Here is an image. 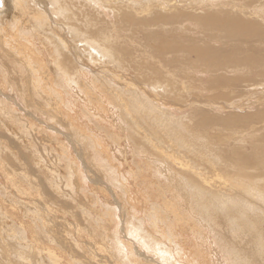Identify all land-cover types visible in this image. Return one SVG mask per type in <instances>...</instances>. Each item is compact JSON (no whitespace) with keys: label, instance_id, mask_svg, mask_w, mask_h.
<instances>
[{"label":"bare ground","instance_id":"1","mask_svg":"<svg viewBox=\"0 0 264 264\" xmlns=\"http://www.w3.org/2000/svg\"><path fill=\"white\" fill-rule=\"evenodd\" d=\"M205 2L218 5L221 1L206 0ZM256 2H259V0H256ZM87 3L89 6L83 0H0V4L3 6L2 10H0L1 52L9 58L15 57L22 63L24 62L32 73L36 74V76H34L36 78L32 79L33 83L39 84L40 86L42 84H44V86L47 85L46 87L47 89L49 88L50 93L55 95L56 99H61V102H58L56 99L53 100L54 109L59 114H65L61 107L62 104L65 105L66 102L65 100L62 101L63 96L69 93V89L73 91L77 90H74L72 85L69 84V81L75 84L90 102L93 103V101H95V104L98 105L100 102L95 95V91L103 90L101 87H109L111 89V93L118 98L120 105L123 107L122 117L124 123L132 125L134 121L136 124L135 126L140 130L136 133V136L141 134V137H143L142 142L135 143L134 140L136 138H134L133 135H135L134 131H136L137 128H133L132 126L133 129H128L130 133H128L127 136L130 135V138H127L126 135L124 136L125 133H123L126 128L124 129L118 126L121 130L117 129L118 131H113L107 124L103 126V124L99 122L102 120L100 118H98V121L96 120V122H94V125L97 129H100L110 137L113 143L118 147L123 145L122 143L126 141L131 144L129 139L131 140L132 138L134 141L133 144L136 147V152L139 155H146L144 164L135 163V169L128 165L124 167L127 171H123L124 168L120 170L119 167L113 166L110 161L115 174L120 175L122 171L128 184L129 178L132 177L134 180L136 179L140 182L142 186H148L149 184H146L144 180L145 175L142 174V171L147 172L150 170L154 177L157 176V182H155L152 187L159 192L161 202H154L152 207L149 205V216L145 215L142 217L140 223L141 226H145L148 220L154 225L155 228L153 230H144L146 232L148 231V237H150L148 239L152 238L162 243V239L159 236H163L164 239H171V241L177 244L175 239H180L184 243L186 241L185 233H191L195 237L200 236L203 244L209 247L211 245L209 244L207 232L211 227L214 231L216 243L223 250L225 264H264V155L261 153V145L258 143V145H255L256 141L254 140L252 152L249 154L242 148L244 145L241 147V145L244 144L242 142L245 141L242 139L240 142L242 144H236L235 151L227 152L221 150V148H216L218 153L213 150L209 151L210 148H208L207 140L201 139L206 143L201 142V140L199 141L200 133L195 132L189 127L186 124L187 121H184V117L177 118L174 111H165L166 104H170L172 107L175 106L180 112L182 110L181 108H185L182 104V100L179 98L182 97V95H179L178 98L173 95V91H177L175 87L177 84L175 82L177 76L174 77V73L168 70V65L175 62L177 56L175 57V55H172V59L167 60L168 55L177 52L179 49H185L192 52V55L196 59L207 60L209 62L207 67H209L210 70L214 68L217 72L221 70L220 61L224 55L223 51L212 46L210 42L199 44L195 40L189 38H186V41H181L182 37L176 33V30H179V26L183 28L185 22H189L191 25L197 23L203 30L211 31V33L205 32L211 39L220 37L223 30L219 27L229 28L239 33L245 32L244 34L247 35L250 29L240 27L243 25L244 19L249 20V27H252L254 30L261 27L258 22L251 21L254 19L251 18V14L262 19V16H264V7L246 9L245 13H236L235 11L233 13V10L239 6L229 5L231 11H229L228 14H223V12L216 10L215 14L207 12L205 14L193 15L189 12V8L194 10L195 7L193 4H201L203 3L202 1L87 0ZM188 4L189 7L186 6ZM186 7L188 9H186ZM108 9L112 10L114 18H111V15L107 13ZM63 26L69 27L72 33H68ZM130 30H133L135 33L141 31L147 34H154L153 45L149 46L152 50L151 54H148L146 50L143 51L131 36L123 40L122 44L117 42V40H122V32H128ZM184 30H186V28ZM65 33H67V36L76 44L71 42L70 39L65 36ZM37 42L42 43L44 47L46 46V51L47 53L49 52L51 58V62L49 63H54L56 65L55 67L46 65V62L42 60L43 58L40 56L41 51L37 47ZM73 44H75V46H73ZM131 46H133L134 51L139 54L138 57L140 61L130 59L131 55H135V52L132 53L130 50ZM211 50L214 51L213 55L210 52ZM248 51L252 52L249 57L242 61L233 60V63L236 66L257 67L259 61H261L259 59L261 55L253 50ZM144 52L150 56L149 58L151 61L146 57ZM227 53V58H231L234 54V50L227 51ZM108 55H111L114 60H118L119 63V67H116L117 70L112 71V75H117L118 79L122 81L125 80V82H120L116 78L112 79V76L106 78V75L102 76L98 73L100 72L99 68L94 67L107 64ZM142 56H144L147 61L145 65L141 63ZM32 73L30 74L32 75ZM195 73L197 74V72ZM129 76L132 78L129 79ZM247 81L250 80L245 76L228 77L226 74L221 75V73L216 76V82L219 83V87L221 88L229 86L232 89H237V87ZM30 85L32 86V83ZM187 85L189 86L190 84ZM255 85H257V83H255ZM262 85L264 86V84ZM59 87L66 88L67 90L63 92ZM259 87L262 86L260 85ZM259 87L257 88L259 89ZM123 88L127 89L124 90ZM163 88L165 89L163 90ZM42 89L44 90L45 87ZM159 90H163L161 91L163 94L157 93ZM184 90L185 88L183 87V91ZM103 91L101 92L104 94ZM233 92L235 93V91ZM103 94L99 93V96L101 95L103 97ZM185 94L186 92H183V99L186 97ZM223 96L232 97V95L228 94H223ZM105 100L107 99L105 98ZM1 103H3L2 100H0V106ZM82 103H84L83 100ZM111 103H113V101ZM2 107H4L5 110L7 109V111L10 110L7 104H2ZM69 107L67 109L71 110ZM100 107L101 108L97 107V109L103 111L105 117L110 118L111 116L109 114L107 115L105 111L106 108L102 109V105H100ZM188 107H191V105L189 104ZM76 108L78 107L76 106ZM205 111L206 113L208 112V110H204V113ZM75 112L78 113V111ZM125 112L128 117L124 115ZM136 112H138L137 114H139V117L141 116L139 122H137L134 117V113ZM258 114V118L264 122V111L258 112ZM66 115V117H64V115L59 120H61L64 125H69L73 129L74 134H77L79 138L87 137L86 131L75 124V122L78 121V116H75L76 121H74L70 114ZM146 116H150L156 121V126L161 128L164 135L167 132L172 133V140L169 139L167 141L170 144H160L159 138H155L157 139L155 140L152 138V134L147 133V131H149L148 129H150L149 123L146 124V126L149 127L148 129L143 127V122L147 121ZM129 117H133L131 123L128 121ZM136 117L138 118V116ZM150 117L148 118L151 119ZM141 119L143 120L141 121ZM198 122L204 127L208 122L207 115L205 114L196 121L197 124ZM197 124L195 128H198ZM90 133L93 140L97 139L95 145L100 146L101 142L99 138H101V136L96 135L93 131ZM64 137L70 144L73 143L77 156L73 151L68 152L71 151L70 144L65 139V142L61 143L60 141V143L57 144L58 148L62 151L59 152V158L57 159L60 162L66 161L68 164L66 168L69 170L63 169L62 171L59 167L53 166L51 172H48L52 176L49 183L47 182L50 184L48 185L50 186V190H52L53 193L59 192V189L65 186L68 191L74 193L75 189L82 187L81 190H83L84 186L81 184L87 179H90L93 182L102 184V187H100L101 192L98 194L97 198H92V205L90 204V206H87L85 204L86 207L82 205L80 211L77 210L78 212L72 210L74 217V221L72 222L66 215V212L74 208V203L73 205L68 204L65 201L68 197L65 200H62L63 198L59 199L53 196L49 190H46L44 193L51 196V198L45 199V196L41 194V187H45L46 189L48 186L42 179L39 180V186L41 187L39 188L40 191H38L37 196L45 199L44 202L46 204L44 205V211L49 215H53V218L48 219L38 209L32 210L31 208L28 210L33 214L30 215V217L33 216V219L36 217L39 219L38 215H40L41 218L37 220L39 222L33 221L34 224L30 223L26 228H23L25 223L21 222L22 227L19 234H21L22 237L20 238L16 236L15 230L12 232L14 233L13 236L7 234L9 231H4L6 224L3 222L4 218L0 217V241L4 249V255L1 257L2 259H0V264H157L158 262L156 261L155 263V260L153 261V258L148 257L146 252L144 253L138 250L136 254H134L132 251L133 244L130 245V243H126L123 247L118 248L110 236L108 238L102 236V241H98L93 231L88 227V224L81 221L80 218L82 214H84L86 215V220L91 222V227L94 226L92 225V221L99 226H101L102 222L110 223L117 219L118 210L124 206L120 200L111 202L105 195V191L114 192L106 183L107 181H111L109 180L111 179L109 170L107 169L105 171L110 175L109 179H106L100 174H96L95 171L91 172L92 167L86 160L83 148H76L77 144L73 141L71 135L64 134ZM141 137L139 138L141 139ZM54 141L57 142L55 139ZM183 143L188 149H182ZM197 143L199 146H204L205 144L209 152L207 153L206 150L199 148ZM31 147L34 148L35 146L33 147L31 144ZM206 147L204 146V149ZM96 150L99 151L98 148ZM152 150L157 151L156 154H154ZM35 152L38 153L37 150ZM185 152L194 154L197 158L201 159L204 163V167H200L187 159ZM22 155L24 154L22 153ZM114 155L120 162L118 155L115 153ZM143 157L144 156H142V158ZM40 159L42 161L44 160L42 156ZM3 160H0V171L1 174L6 176L11 188L15 190V196L17 198H24L25 196L30 197L32 194L30 193L31 189L24 188L22 186L23 184L21 185V183L15 180L16 175L14 176L13 173L9 172ZM25 162H27V160ZM121 164L123 165L122 162ZM64 165L66 166V164ZM85 171L89 173V175L93 174L94 177L85 176L83 174ZM37 172H39V170L36 168V173ZM126 173L129 174V177H125L124 174ZM102 177L105 178L106 182ZM25 178L27 181H30L28 179L29 176H25ZM124 187L128 189L127 184ZM5 189L9 194V188L6 187ZM101 193H103V195H100ZM242 194L252 196L253 199L255 197V199L253 200L250 197L252 201L250 199L245 200V198H243L244 200H242L238 198ZM34 195H36V193ZM92 195L95 196L94 192ZM169 195L171 199L168 198ZM75 200L76 199H74V201ZM8 201L6 206H8L11 211L18 209L19 204H17V201L13 199H8ZM13 201L14 203L10 204V202ZM182 201H185L187 204L192 203L191 205L194 213L190 211L189 213H184L181 207ZM258 201L261 203H258ZM82 202H84V200ZM8 207H5V205L3 206L2 202L0 203V212L3 217H12ZM79 207L80 206H78V208ZM21 209L20 211L24 213ZM56 211L58 213H63V216H57L55 214ZM23 216L28 217L27 214ZM125 221L128 226L132 224L129 218L125 219ZM220 221H224V223L226 222L228 225L229 229L227 232L229 235L227 232L226 234L222 233L223 230L215 229L216 226L221 225ZM116 224L118 225V221ZM56 226H60L63 229H56ZM161 226H163L164 229H162ZM86 228L88 229V233H86ZM41 229L46 232L47 241L39 239L37 230L41 231ZM158 230H160L161 235L158 234L159 236L157 235V237H155V232ZM234 230L237 232H234ZM68 235L69 237L73 236V240L70 238L72 241L69 239ZM232 235H237L242 238H238L237 241H235L231 239ZM85 236L88 238L89 242L88 249L81 245L83 241L77 240ZM7 237L10 238L11 242L9 246ZM108 239H111L113 242L109 243ZM183 243L179 244L182 250H184L185 246ZM142 246L145 250L144 245ZM77 250L80 251L82 255L78 253ZM209 250L210 248H205L202 257L191 258V261L197 264H212L214 255L209 252ZM119 251H121V253ZM123 252H125L124 254L126 256H123ZM169 255L170 254H167V256ZM155 256L162 259V257ZM125 259L127 261H122ZM179 264L184 263L180 262Z\"/></svg>","mask_w":264,"mask_h":264},{"label":"rangeland","instance_id":"2","mask_svg":"<svg viewBox=\"0 0 264 264\" xmlns=\"http://www.w3.org/2000/svg\"><path fill=\"white\" fill-rule=\"evenodd\" d=\"M83 1L86 4H88L87 0H83ZM198 1H202L203 3L193 4V6L195 7L194 10L189 8V12L192 13L193 15L205 14L207 12H211V14H215L216 10L223 12V14L224 13L228 14V12L231 11L230 10L231 7H229V5L239 6L238 8H235L233 10V13L234 11L236 13L238 12L245 13L246 9L249 10L250 8L258 9V8L264 7V0H259V2H256V0H243V1L242 0L240 1L239 0H220L221 2L218 5H212L209 2H205L206 0H198ZM186 6L189 7V4ZM2 7H3L2 4H0V10H2ZM186 9L188 8L186 7ZM107 13L111 15V18H114V14L112 10L108 9ZM251 18H254L251 21L258 22L261 25V27L256 28L254 30L252 29V27H249V23H248L249 20L244 19L243 25L240 27L244 29H250L247 35L244 34L245 32L239 33V32L232 31V29H229V28L219 27L223 30V32L220 34V37L211 39L205 33V32L211 33V31H205L199 26V24L195 23L191 25V23L189 22H185L183 25V28L179 26V30H176V33H178V35L182 37L181 41H186V38H189L191 40L192 39L195 40L199 44H205V43L210 42L212 46H214L218 50L223 51L224 55L222 56V60L220 61L221 70L219 72H217L216 69L214 68H211L210 70L209 67H207V65H209V62L207 60L196 59L192 55L193 54L192 52L187 51L185 49H179L177 52H174L173 54H170L167 56L168 57L167 60H171L172 55H175V57L177 56L176 61L168 65V70L174 73V77L177 76V79L175 81L177 83L175 85L177 91L175 92L173 90L172 91H173V95L177 96V98L179 95H182V97H179V98L182 100V104L183 106H185V108H181L182 110L180 112L176 109L175 106L172 107L170 104H166V106L164 105L166 109L165 111L169 112L172 110L174 111V114L177 116V118L184 117V121H187L186 124L189 127H191L195 132L200 133L199 141L201 139L207 140L206 142H207L208 148H210L209 151L213 150L214 152L218 153V150L216 148H221V150L227 151V152L235 151L236 144L240 145L244 143L241 145V147L244 145L242 148L247 153L250 154L252 152L253 141L255 140L256 141L255 145H258V144L261 145V153L264 155V122H262V120L258 118L260 114V113L258 114V112L264 111L263 110L264 109V86L262 85L264 84V20H263L264 16H262V19H261L251 14ZM63 27L66 28L68 33H72V30L69 29V27L67 26H63ZM185 28L186 30H184ZM153 35L154 34H147L141 31H137L135 33L133 30H130L128 32H122L121 33L122 40H117V42L122 44L123 40H126L128 39V37L131 36L133 37L135 42L143 49V51L146 50L148 54H151L152 50L149 48V46L153 45ZM65 36H67V33H65ZM68 38L70 39V37ZM70 41L75 43L72 39H70ZM75 44H73V46H75ZM37 47L40 49L41 51L40 56L41 58H43L42 60L46 62V65L55 67L56 65L54 63L52 64L49 63L51 62V58L49 56V52L47 53L46 51V46L44 47L42 43L37 42ZM133 48H134L133 46L130 47V50L132 51V53L135 52ZM232 50H234L233 56L231 58H227V54H228L227 51L229 52ZM248 50L256 51L259 53V55H261L259 56V59L261 61H259L257 67H248V66H241V65L236 66L233 63V60L242 61L245 58L249 57L252 54V52ZM210 52L212 55L214 54V51L211 50ZM145 54H146V57L150 60L149 58L150 56L147 55V53ZM138 56L139 54L135 52V55H131L130 59L140 61ZM15 59H16L15 57L9 58L5 56L4 53L2 52L0 53V100H2L3 102L1 103V106H0V160L4 159L3 161H5L9 172L13 173L14 176L16 175L15 180L21 183V185L23 184L22 186L24 188L26 187L29 190L31 189L30 193H32L33 195L31 194L30 197L25 196L24 198L22 197L17 198L15 196V190L11 188L10 184L7 181L6 176L1 174V171H0V183H1L0 187H2L0 188V203L2 202L3 206L5 205V207H8L6 206V203L9 202L8 199H13L17 201V204H19L18 209H17L18 211L17 210L11 211L10 208L8 207V209L10 210L12 214V217L10 218L6 216L3 217V215H1V212H0V217L4 218L3 222L4 224H6L5 225L6 227L3 226L4 231L6 232L9 231L7 233L9 236L10 235L13 236L14 233L12 232L13 230H15L16 236L20 238L22 237L21 234H19L20 229L22 227L21 222L25 223V226H23V228H26L28 224L30 223L34 224L33 221L39 222L37 220L41 218L40 215H38L39 219H37V217L33 219L32 218L33 216L30 217V215H33L31 214V212L28 211L31 208L32 210L38 209L48 219L53 218V215H49L48 213L44 211V205L46 204L44 200L47 198H51V196L46 195L44 193L46 192V190H49V192L52 193L53 196L59 199L63 198L62 200H65L68 197V199L65 200L68 204L73 205L74 203L73 205L74 208L69 209L66 212L67 213L66 215L70 218V221L72 222L74 221L72 210L80 211V208L82 207V205L85 207L86 205L90 206L92 198L93 199L97 198L98 194L101 192L100 187H102L101 186L102 184L93 182L90 179H87L86 181H84L85 183L84 182L82 184L80 183L81 185L84 186L83 187L84 192L83 190H81L82 187L75 189L74 193L68 191L65 188V186L63 188H60L59 192L54 191L55 193H53V191L50 190V186H48L50 184L48 183L51 180L52 176L48 172H51V169L53 168V166L59 167L62 171L63 169H66V170L68 169L66 168L68 166L66 161L65 162L62 161L63 162L62 163L57 159L59 158V152H62L61 149L58 148L57 144L60 143V141L61 143L65 142L64 139L66 140V138L64 137V134H69L72 136L73 141L76 142L77 144L76 148L77 149L78 147L83 148L84 152L82 150L81 151L84 153L87 162L92 167L91 172L95 171L96 174H100L104 176L106 179H109L111 175V179H109L111 181H107V182L105 178L102 177V179L108 184V186H110L114 190V192L105 191L106 197L111 202L120 200V202H122L124 206V207L122 206L123 208H120L117 212L118 220L115 219V221H111L110 223L102 222L101 226L96 225L92 221V225H94L95 227L94 226L91 227V222L86 220V215L84 214H82V216L80 215L81 221H83V223L88 224V227L93 231V234L98 241H102L103 237L108 238L110 236V238L114 240V243L116 247L118 248L123 247L124 244L126 243L128 244L130 243V245L133 244L132 251L134 254H136L138 250L144 253L146 252L148 254V255L146 254L148 257L153 258L152 260L153 261L155 260L154 261L155 263L157 261L159 264H165V263L166 264H179L180 262L184 264H197V263L192 262L191 258L202 257L205 248L206 249L210 248L209 252H211L214 255L212 264H225L223 250L216 243L214 231L211 227H210V230L207 232L209 244L211 245L209 247L203 244L200 236L195 237L191 233L189 234L185 233L186 241L184 243L180 239H175L177 241V244L171 241V239L166 240L163 238V236H159L158 234L161 235L160 230L156 231L155 232L156 236L155 235L154 236L157 237L158 235L159 237H161L162 243L155 241L152 238L148 239L150 238L148 237L149 236L148 231L146 232L144 230L150 231V230H153L155 227L148 220L145 226H141L140 223H141L142 217H144L145 215L149 216V212H150L148 211L149 205L152 207L154 202H158V203L161 202V199L159 197V192L152 187V185L154 186L155 182H157L156 181L157 176H155L156 177L155 179L153 173H151L152 171L150 170L147 172L142 171V174L145 175L144 180L146 184L149 183L148 184L149 187H148L146 185L142 186L140 182H138L136 179L134 180L132 177L129 178V184H128L127 180H125L123 176L122 171L120 173L121 176L113 172V168L111 164L113 166L119 167L120 170H123V168L127 167L128 165L132 168L134 167L135 169L136 167L135 163L144 164V160L146 161V158H145L146 155L145 154L139 155L136 152L135 150L136 147L133 143L134 141L135 143L142 142L143 137H141V134L139 136H136V133L140 130L135 126L136 124L134 123L132 119L133 117H129V119L127 118L130 123L133 121L132 125H127L126 123H124V120L122 117L123 107L122 105H120V101H118V98L114 96L113 93H111L110 91L111 89L109 87L107 88L109 89L110 92L108 91L106 87H101L104 90V91L103 90L101 91L104 92L106 97L101 91H98V90L95 91V95L97 96V99L100 102V104L98 105V104H95L96 103L95 101H93V103L90 102L89 99H87V97L83 93H81V91L77 88V86L69 81V84L72 85L74 90L75 89L77 90L73 91L69 89L68 90L69 93L63 96L62 101L63 100L66 101L65 102L66 106L63 104L61 106L63 109V112L65 113L64 114L65 116H64L63 114H59L54 109L53 100H55L56 97L55 95L50 93L49 88L47 89L46 87L47 85L44 86V84H42L40 86L39 84L33 83L32 79L36 78L34 77L36 76V74L35 73L33 74L32 71L29 69L28 66L25 65L24 62L22 63L17 58L18 61L21 62L19 63L17 59L16 60ZM107 60L108 62L107 64H104V66L102 65L94 66V67L99 68L100 72L98 73L102 76L106 75L105 76L106 78L108 76L110 77L112 76L111 77L112 79L116 78L120 82H125V80L122 81L118 79L117 75H112V71L117 70L116 67H119L118 60L116 59L114 60V58L111 55H108ZM11 61L13 62V64ZM141 63H144V65L147 64V61L145 60L144 56H142ZM241 64H244V63H241ZM195 72H197V74ZM30 73H32V75ZM220 73L221 75L226 74L228 77L245 76L250 81L242 83L239 87H237V89H232L229 86H226L225 88H221L219 87V83L216 82V76H218V74ZM131 78L132 77L129 76V79ZM29 82L30 84L32 83V86L29 84ZM255 83H257V85H255ZM187 84H190V85L188 86ZM260 85L262 87H259ZM43 87H45L44 89L45 91L42 89ZM183 87L185 88L184 91H183ZM257 87H259V89L260 88L262 89L259 90ZM38 89L41 91H39ZM123 89L125 90L127 88H123ZM164 89L165 88H163V90ZM60 90L65 92L64 90H67V89L60 88ZM163 90H159L157 91V93L163 94L161 92ZM233 91H235L236 94ZM183 92L184 93L186 92L185 94L186 97L184 99H183L184 97ZM99 93L103 94V97L101 95L99 96ZM223 94L232 95V97L223 96ZM104 97L107 100H105ZM56 100L58 102L59 101L61 102L60 98H57ZM82 100L84 101V103H82ZM111 100L113 101V103H111L112 102ZM2 104L3 105L7 104L8 109H10L11 111L10 110L7 111V109L5 110V108L2 107ZM189 104L191 105V107H188ZM100 105H102V109L106 108L105 111L107 115L109 114L111 116L110 118L105 117V115H103L104 112L99 111L97 109V107L101 108ZM76 106L78 108H76ZM68 107L71 108V110L67 109ZM204 110H208L207 112L208 114L206 113V111L204 113ZM75 111H78V113H76ZM54 113L57 115H55ZM137 113L138 112L134 113V117L136 118L135 120L139 122L141 116L139 117V114ZM66 114H70L73 117L74 121H76L75 116H78L77 118L78 121H76L75 124L79 125L80 128L86 131L87 137L79 138L77 134H74L73 129L69 125H64V123L61 122V120H59L63 116L66 117L67 116ZM205 114L207 115L208 122L205 124L206 127L205 126L202 127L200 123L198 122L197 124L196 121L199 120L201 117H203ZM124 115L128 117V115H126V112L124 113ZM136 116H138L139 119ZM146 117H147V121L143 122V127L148 129L149 127H147L146 124L149 123L148 125H150V129H148L149 131H147V133L152 134L153 139L159 138V143L160 144L162 143L164 145L168 143L167 141L169 139L172 140L173 138L172 133L167 132L164 135V132L161 130V128L156 126V121L150 116H146ZM148 117H150L151 119H149ZM98 118L102 119L99 122L103 124V126L107 124V126L111 128L113 131L121 130L119 127H123L124 129L126 128L123 133H125L124 136L126 135L127 138H130V135L127 136L128 133H130V131L128 132V129L137 128L136 131H134L135 135H133L134 138L136 139L133 141V139L131 138V140L129 139L131 144H129V142L126 141L122 143L123 145L118 147L116 144L113 143L110 137H108L100 129L96 128V126L94 125V122H96V120L98 121ZM142 120L143 119H141V121ZM196 124L198 125V128H195ZM92 131L96 135L101 136V138H99V141L101 142L100 146L95 145V141H97V139H94V140L92 139V135L90 133ZM139 137H141V139ZM54 139L57 140V142L54 141ZM242 139H244L245 141L240 143ZM66 141L68 142V140ZM201 142L206 143L204 140H201ZM31 144L33 147L34 146L35 147L32 148ZM197 146L201 148L202 150H206L207 153L209 152L205 144H204V146L206 147L205 149H204V146H199L198 143H197ZM97 148L99 151L96 150ZM183 148L188 149V147L184 143L182 145V149ZM36 150L38 151V153L35 152ZM70 150L71 151H68V152L73 151L74 154L77 156L75 148L73 147V143L70 144ZM152 151L154 152V154H156L157 152L154 150ZM22 153L24 155H22ZM114 153L118 155L120 162L115 158ZM37 156H38V160H37ZM41 156L44 159L43 161L40 159ZM142 156H144L143 157L144 159L142 158ZM185 156L187 159L191 160L192 162L199 165L200 167H204V163L202 162V160L197 158L194 154H189L185 152ZM26 160L27 162H25ZM110 161H111V164H110ZM121 162L123 163L124 166L121 164ZM64 164H66V166ZM36 168L37 170H39V172L37 173H36ZM107 169L109 170L110 175L107 172H105ZM123 171H127L126 168H124ZM83 174L85 176L87 175V177L93 176V174L89 175V173H87L86 171L83 172ZM124 175L125 177H129L128 173ZM25 176H29L28 179L31 182L27 181ZM41 179L48 186L46 189L45 187L39 186L40 185L39 180ZM5 180L7 181V183ZM126 184L128 186V189L124 187ZM6 187L9 188L11 194L10 193L8 194L6 192V189H5ZM40 187L42 191L41 194L45 196V199L43 197L40 198L37 196L38 191H40L39 189ZM93 192L95 196L92 195ZM35 193L36 195H34ZM100 195H103V193H101ZM250 197L253 199L252 196H246L242 194L238 198L242 200H244L243 198H245V200L246 199L252 200ZM168 198L171 199V196L169 195ZM74 199L76 200L74 201ZM83 200L84 202H82ZM11 203H14V201L10 202V204ZM258 203H261V202L258 201ZM188 204L185 201H182L181 203L182 210L184 211V213H189V211L191 213H194V210L192 209V205H191L192 203L189 205ZM78 206L80 207L78 208ZM186 206L189 208V210ZM20 209L23 210L24 213H22ZM25 214H27V216L30 218L24 217L23 215ZM55 214L59 217L63 216V213L61 212L58 213L56 211ZM82 217L85 221L82 219ZM127 218H129L130 221H132V224L130 226L126 224L125 219ZM117 221H118V225L116 224ZM220 223L221 225L216 226L215 229H219L221 231L223 230L222 233L226 234L227 230L229 229L228 225L226 224V222L224 223V221H220ZM57 228L59 230L63 229L60 226H56V229ZM161 228L164 229L163 226H161ZM234 232H237V231L234 230ZM37 233L39 235V239H42L43 241H47V234L45 231L41 229V231L37 230ZM86 233H88L87 228H86ZM86 236L82 239H77V238L76 239L81 242L83 241L84 243L82 242L83 244L81 243V245L87 247L86 249H88L89 242ZM70 238L73 240V236L69 237V239ZM238 238H242V237H238L237 235L231 236V239L235 241H237ZM111 239H108L109 243L113 242ZM7 243H8V246L11 243L10 238L8 237H7ZM46 243H49V242H46ZM180 243L185 244L184 250L180 248V245H179ZM141 244L144 245L145 250ZM72 246H75V245H72ZM0 250H1L0 259H2L1 257L4 255V249H3V245L1 241H0ZM77 252L82 255L80 251L77 250ZM119 252L121 253V251ZM124 253L125 252L122 253L123 256L125 255ZM167 254H170V255L167 256ZM155 255L162 257L163 260L157 258ZM122 261H127V260L125 259Z\"/></svg>","mask_w":264,"mask_h":264}]
</instances>
